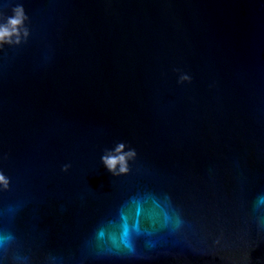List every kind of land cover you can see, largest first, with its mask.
I'll return each instance as SVG.
<instances>
[{
    "label": "water",
    "instance_id": "95a60500",
    "mask_svg": "<svg viewBox=\"0 0 264 264\" xmlns=\"http://www.w3.org/2000/svg\"><path fill=\"white\" fill-rule=\"evenodd\" d=\"M17 4L0 264H264V0H0V23Z\"/></svg>",
    "mask_w": 264,
    "mask_h": 264
},
{
    "label": "clouds",
    "instance_id": "9594fccd",
    "mask_svg": "<svg viewBox=\"0 0 264 264\" xmlns=\"http://www.w3.org/2000/svg\"><path fill=\"white\" fill-rule=\"evenodd\" d=\"M12 15L8 16L6 22L0 23V45L3 44H20L22 37L27 38L29 30L25 27V21L28 19L25 9L22 4H17L12 9ZM191 77L187 74L180 76V81L190 80ZM126 145L118 143L114 149L109 150L102 155L101 160L104 166L113 175L126 174L129 172L128 161L136 157V151L129 149L125 151ZM69 165H64V170L67 171ZM10 180L0 172V185L3 189H8ZM14 237L9 233L0 237V248H3L5 254L10 251Z\"/></svg>",
    "mask_w": 264,
    "mask_h": 264
}]
</instances>
